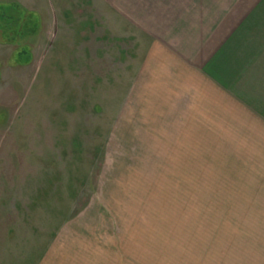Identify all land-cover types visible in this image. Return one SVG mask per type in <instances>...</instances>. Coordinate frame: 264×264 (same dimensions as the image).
I'll return each instance as SVG.
<instances>
[{"label":"rangeland","instance_id":"1","mask_svg":"<svg viewBox=\"0 0 264 264\" xmlns=\"http://www.w3.org/2000/svg\"><path fill=\"white\" fill-rule=\"evenodd\" d=\"M152 3L0 0V264H264V186L138 111Z\"/></svg>","mask_w":264,"mask_h":264},{"label":"crops","instance_id":"2","mask_svg":"<svg viewBox=\"0 0 264 264\" xmlns=\"http://www.w3.org/2000/svg\"><path fill=\"white\" fill-rule=\"evenodd\" d=\"M152 1L125 11L148 43L131 87L138 111L183 159L238 161L264 186V0Z\"/></svg>","mask_w":264,"mask_h":264},{"label":"trees","instance_id":"3","mask_svg":"<svg viewBox=\"0 0 264 264\" xmlns=\"http://www.w3.org/2000/svg\"><path fill=\"white\" fill-rule=\"evenodd\" d=\"M20 11L16 5H9L5 9H0V19L13 26L15 24V18L18 16Z\"/></svg>","mask_w":264,"mask_h":264}]
</instances>
